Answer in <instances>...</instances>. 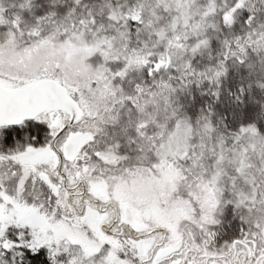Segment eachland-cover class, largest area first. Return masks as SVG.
I'll return each mask as SVG.
<instances>
[{
	"label": "snow or ice",
	"instance_id": "6c2138e0",
	"mask_svg": "<svg viewBox=\"0 0 264 264\" xmlns=\"http://www.w3.org/2000/svg\"><path fill=\"white\" fill-rule=\"evenodd\" d=\"M0 264H264V0H0Z\"/></svg>",
	"mask_w": 264,
	"mask_h": 264
}]
</instances>
